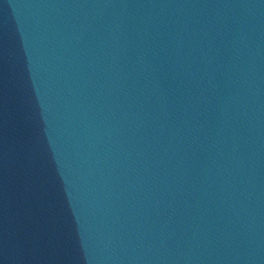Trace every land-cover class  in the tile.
<instances>
[{
	"label": "water",
	"instance_id": "water-1",
	"mask_svg": "<svg viewBox=\"0 0 264 264\" xmlns=\"http://www.w3.org/2000/svg\"><path fill=\"white\" fill-rule=\"evenodd\" d=\"M0 264H264V0H0Z\"/></svg>",
	"mask_w": 264,
	"mask_h": 264
}]
</instances>
